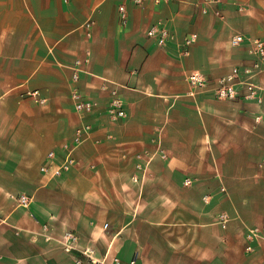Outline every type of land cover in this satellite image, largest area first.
Returning <instances> with one entry per match:
<instances>
[{
    "label": "crops",
    "instance_id": "0c3cea01",
    "mask_svg": "<svg viewBox=\"0 0 264 264\" xmlns=\"http://www.w3.org/2000/svg\"><path fill=\"white\" fill-rule=\"evenodd\" d=\"M199 1L0 0V264H74L56 240L65 230L138 264H264V240L245 250L247 229L264 224V102L245 88L191 94L187 81L249 66L264 86L247 43L231 44L235 32L264 41V0L205 12ZM151 26L167 31L163 45ZM74 91L89 111L76 112ZM113 96L125 118L107 112ZM81 122L90 136L49 177L47 153L62 161Z\"/></svg>",
    "mask_w": 264,
    "mask_h": 264
},
{
    "label": "built area",
    "instance_id": "2783aa9c",
    "mask_svg": "<svg viewBox=\"0 0 264 264\" xmlns=\"http://www.w3.org/2000/svg\"><path fill=\"white\" fill-rule=\"evenodd\" d=\"M136 5H143L145 0H132ZM169 0H155L156 3ZM224 0H201L199 3L205 5L202 7V11H207L210 4L223 2ZM119 16L122 24L126 22V10L123 4L119 5ZM217 12V10H214ZM148 36L157 37V42L161 45L165 43L167 31L164 28H158L157 26H151L147 30ZM194 35L186 38V44H189L194 40ZM241 42H246L250 53L258 64L264 66V41L259 38H252L244 35L241 32H235L231 37V44L236 45ZM81 71V61L76 60L74 65L73 78H78V72ZM254 72L249 66H234L227 74L211 80L204 73L198 71H192L187 74V81L191 88L190 93L195 94L198 92H211L218 99L234 100L241 97V88H245L246 92L243 97L252 99L258 103L264 102V86L255 83L252 78ZM32 95H38L35 90L31 92ZM74 100V108L80 115L89 111L92 108V102L82 97L78 91L72 93ZM42 101H44L42 99ZM107 112L114 117L125 118L126 112L122 106L121 99L117 96H113L107 102ZM256 121H264V114H259L255 117ZM90 136V126L81 122L76 128L72 141L64 142L62 144V150L64 156L59 163L55 162L56 153L54 150H50L46 156V163L41 166V171L46 173L49 177H56L62 175L69 170L74 162L73 152L76 147ZM190 178H185L183 183L185 185L191 184ZM224 189V187H222ZM17 200V204L20 206H28L30 203V197L25 193H19L12 195ZM225 216H223V219ZM107 227V223L103 225ZM43 229H47V225H43ZM47 240L54 239L50 234H46ZM59 242L62 250L73 258L74 264H138L135 256L131 257L127 261H123L118 255L110 254L107 249L102 255H97L95 249L92 246L85 245L79 246L80 236L74 230H65L59 238H56ZM247 243L245 250L252 251L254 244L258 241L264 240V224L249 227L246 233Z\"/></svg>",
    "mask_w": 264,
    "mask_h": 264
}]
</instances>
